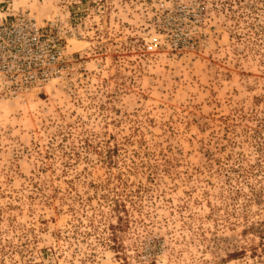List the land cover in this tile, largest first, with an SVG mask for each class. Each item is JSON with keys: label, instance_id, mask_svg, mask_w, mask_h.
<instances>
[{"label": "rangeland", "instance_id": "1", "mask_svg": "<svg viewBox=\"0 0 264 264\" xmlns=\"http://www.w3.org/2000/svg\"><path fill=\"white\" fill-rule=\"evenodd\" d=\"M0 22V264H264V0Z\"/></svg>", "mask_w": 264, "mask_h": 264}, {"label": "built area", "instance_id": "2", "mask_svg": "<svg viewBox=\"0 0 264 264\" xmlns=\"http://www.w3.org/2000/svg\"><path fill=\"white\" fill-rule=\"evenodd\" d=\"M4 19H5V18H4ZM3 26H4V23H3V22H0V32L2 31ZM24 29H25V30L30 29V26H29V27H26V28H24ZM21 65H23V62H21ZM21 70H23V68H21ZM31 77H33V76H31ZM25 78H26V76H25Z\"/></svg>", "mask_w": 264, "mask_h": 264}, {"label": "trees", "instance_id": "3", "mask_svg": "<svg viewBox=\"0 0 264 264\" xmlns=\"http://www.w3.org/2000/svg\"><path fill=\"white\" fill-rule=\"evenodd\" d=\"M111 229L115 231L117 229V226L111 225Z\"/></svg>", "mask_w": 264, "mask_h": 264}, {"label": "crops", "instance_id": "4", "mask_svg": "<svg viewBox=\"0 0 264 264\" xmlns=\"http://www.w3.org/2000/svg\"><path fill=\"white\" fill-rule=\"evenodd\" d=\"M1 1V0H0Z\"/></svg>", "mask_w": 264, "mask_h": 264}]
</instances>
